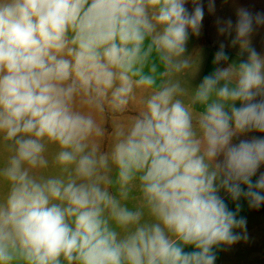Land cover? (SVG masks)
<instances>
[{
  "label": "clouds",
  "instance_id": "clouds-1",
  "mask_svg": "<svg viewBox=\"0 0 264 264\" xmlns=\"http://www.w3.org/2000/svg\"><path fill=\"white\" fill-rule=\"evenodd\" d=\"M204 15L201 0H0V264H215L242 238L218 193L264 204V137L233 143L264 133V13L217 21L247 59L219 66L221 44L192 88Z\"/></svg>",
  "mask_w": 264,
  "mask_h": 264
},
{
  "label": "rangeland",
  "instance_id": "rangeland-1",
  "mask_svg": "<svg viewBox=\"0 0 264 264\" xmlns=\"http://www.w3.org/2000/svg\"><path fill=\"white\" fill-rule=\"evenodd\" d=\"M204 4L205 15L202 21L201 34L196 38H189L186 45V55H190L198 60V69L194 75L189 78V85L195 88L199 85L205 75L214 71L217 65L213 64L215 53L219 50L220 45H224V50L229 57L227 62H222L219 66L226 67L231 63H240L247 59V53H241L239 45H232L235 38V32L232 31L221 33L219 31L221 24L217 21L231 19L233 25L236 22V10L240 7L247 8L253 14L264 13V0H214V11L209 12L207 8L208 0H201ZM191 10V3L187 5ZM251 47L255 48L258 53L264 55V26L255 29L251 36ZM239 107V103L236 105ZM135 109L125 114V119H130L135 115ZM197 111H203L201 106H196ZM111 116H105L106 130L108 133L112 131ZM253 137H264V133L255 131L238 135L233 138V143L237 144L241 140H250ZM108 140H105V148ZM264 172V164H262L253 177V182ZM242 187L245 188L246 186ZM224 199L229 210L236 211V205L239 204V217L246 219V230L242 233L240 229H234V232L241 234L242 238L231 246H220L215 249V264H264V211L259 212L257 209L249 208L247 201L241 198L239 201H232L230 196L221 189L218 193ZM246 237V238H245ZM192 247H187L185 251H193Z\"/></svg>",
  "mask_w": 264,
  "mask_h": 264
},
{
  "label": "trees",
  "instance_id": "trees-1",
  "mask_svg": "<svg viewBox=\"0 0 264 264\" xmlns=\"http://www.w3.org/2000/svg\"><path fill=\"white\" fill-rule=\"evenodd\" d=\"M264 210V204H262L258 209H257V211H259V212H261V211H263Z\"/></svg>",
  "mask_w": 264,
  "mask_h": 264
},
{
  "label": "crops",
  "instance_id": "crops-1",
  "mask_svg": "<svg viewBox=\"0 0 264 264\" xmlns=\"http://www.w3.org/2000/svg\"><path fill=\"white\" fill-rule=\"evenodd\" d=\"M190 38H196V36L190 35ZM263 211H261V212H263ZM261 264H263V263L261 262Z\"/></svg>",
  "mask_w": 264,
  "mask_h": 264
}]
</instances>
